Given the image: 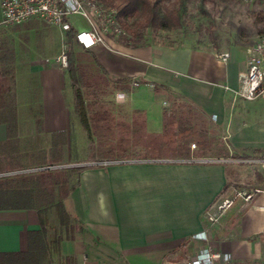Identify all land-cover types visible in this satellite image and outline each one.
Masks as SVG:
<instances>
[{
  "label": "crops",
  "instance_id": "obj_1",
  "mask_svg": "<svg viewBox=\"0 0 264 264\" xmlns=\"http://www.w3.org/2000/svg\"><path fill=\"white\" fill-rule=\"evenodd\" d=\"M71 24L75 31L87 27L78 17ZM64 39L38 20L0 26V109L14 110L0 112V173L62 157L73 126L78 129L66 72L55 61ZM105 41L89 51L110 78L138 82L118 92L147 136L160 137L165 113L177 106L200 114L205 124L229 119L233 129L218 138L216 156H197L214 161L151 159L81 171L63 198L77 229L61 241L59 255L51 250L42 264L63 258L72 264H185L206 245L229 255V264H264V163L240 161L264 159V98L235 96L248 48L243 57L230 49L222 61L221 52L188 45ZM238 185L261 193L248 203L234 200L215 222H206V211ZM39 229L35 209L0 210V253L26 251L29 232ZM202 231L208 243L196 238Z\"/></svg>",
  "mask_w": 264,
  "mask_h": 264
},
{
  "label": "rangeland",
  "instance_id": "obj_2",
  "mask_svg": "<svg viewBox=\"0 0 264 264\" xmlns=\"http://www.w3.org/2000/svg\"><path fill=\"white\" fill-rule=\"evenodd\" d=\"M259 9L260 7L247 5L241 0H229L225 3L218 0H205L203 5L198 1H190L186 3V8L182 12L181 26L179 28L170 31L146 28L140 30L143 34L142 41H133V38L128 33V37L124 40L120 39L119 43L126 46L145 43L163 44L166 46L188 45L194 48L221 52V54L231 49L238 52L236 54L237 57H243L244 48L252 46L264 36V34L260 33L262 25L256 20L257 10ZM125 24L130 25L131 20L127 23L125 22ZM83 29H86V27ZM63 43L67 53L69 47L65 42ZM235 47L241 49L236 50ZM66 67L62 68L64 72H66ZM83 78L85 83L77 81L74 85L67 76L66 94L76 115L74 110V90L72 87L74 86L73 88H77L83 93L87 104L86 109L89 117H91L92 129L97 141L87 136L85 129L78 121V132L74 130L75 127L73 126L72 139L69 142H65L66 145L64 146L62 157H59L57 161L53 157L43 164H31L29 166L31 167L29 169L58 166L49 170L63 171L62 174L67 179L68 191L78 183L81 171L106 169L108 166L90 164L100 160L118 161L119 163L117 164H133L137 163L135 161L140 160L168 159L176 161L197 158V154L190 153V150L194 149L198 152L200 147L196 139L199 140L202 137L207 138L210 142L213 141L210 144L213 146V151L210 155L214 157L216 156V147H222L220 145L222 142L218 141V138L223 135L227 136V132L231 133V129H233L229 128L230 124H226L229 119L217 125L216 119L212 118L208 124H205V118L200 114L195 115L194 113L191 116V125L186 124L188 129H192L191 131L187 130L181 133L177 126L172 127L173 130L165 132L162 137L152 138L144 133L141 120L131 116L124 108V105L121 104L120 101L124 98H116L118 91L113 90L111 85L106 86L104 84L102 76H97V74L91 73L89 69H85ZM181 110L186 111L183 107L173 109L175 115L170 120L178 122V114ZM228 115L232 118L230 112ZM233 124L235 125V122ZM110 139L114 140L110 142ZM192 144L195 145L194 148L191 147ZM223 146L225 147V144ZM112 147H115V149ZM102 150L106 152L102 153ZM8 161L6 164L9 165L10 159ZM4 177H10V174L0 173V179H4ZM216 208L217 206L214 207L215 210ZM214 209L207 210L206 214H204L206 222H209L208 213H214ZM48 220L50 222V235L59 234L63 236L65 233L64 228L59 225L58 218L53 210L50 211ZM53 262L57 264L56 259Z\"/></svg>",
  "mask_w": 264,
  "mask_h": 264
},
{
  "label": "trees",
  "instance_id": "obj_3",
  "mask_svg": "<svg viewBox=\"0 0 264 264\" xmlns=\"http://www.w3.org/2000/svg\"><path fill=\"white\" fill-rule=\"evenodd\" d=\"M95 1L116 9L118 22L125 32L121 39H126L130 34V37L133 38V41L139 42L143 40V34L140 32V30L152 28L154 30L170 31L179 28L181 26L182 12L186 8V3L190 1H198L201 5H203L205 0ZM218 1L225 3L229 0ZM129 20H131V24L126 25L125 22L127 23ZM256 20L262 25L260 33L264 34V9L257 10ZM75 34L76 31L71 28L65 33L64 39V42L69 47L66 53V74L70 81L74 83V85L77 81L85 83L83 76L85 75V69H89L91 73H95L97 76H102L106 86L111 85L113 90L127 92L130 81L124 78L113 79L107 76L103 69L96 62L89 49L80 47L75 41ZM151 86L154 89L158 88L155 85ZM73 87L75 113L79 119V122L85 129L87 136L97 141L92 129L91 117H89L88 111L86 109L87 104L84 95L79 89ZM176 108L180 107L177 106ZM7 111L13 112L14 110L6 108L0 109V112ZM174 115L175 114L173 110L168 114L165 113L164 129L162 135H165V132L173 130L172 127L177 126V129H179L181 133L187 130H192L188 129L186 126V124L191 125L192 123L191 116L194 115L192 111L188 109H186V111L181 110L178 114V122L170 120L174 117ZM135 118L139 119L138 117ZM141 125L144 131L142 121ZM113 140L114 139H110V142ZM196 142L200 147L199 151L196 152L197 156L209 155L212 153L213 146L210 144L213 141L210 142L207 138L202 137V139H196ZM112 148L115 149V147ZM105 152L106 151L102 150V153ZM124 152L126 151L124 150ZM58 159L59 157L54 158L56 161ZM25 168L15 169L21 170ZM8 170L10 171V168ZM62 172V170L51 171L47 169L38 172L14 174L10 177H4V179H0V210L35 209L38 213L40 225V229L38 231L29 232L28 246L26 251L0 253V264H42L51 250L53 252L55 251L59 255L61 241L64 238H70L71 233L77 229V222L72 218L63 204V198L67 195L68 189L66 176L62 174ZM240 187L253 189L246 186H237V188ZM52 210L56 213L59 225L64 228L65 233L63 236L59 234L51 236L49 233L48 215ZM59 264H72V261L69 258H63Z\"/></svg>",
  "mask_w": 264,
  "mask_h": 264
},
{
  "label": "built area",
  "instance_id": "obj_4",
  "mask_svg": "<svg viewBox=\"0 0 264 264\" xmlns=\"http://www.w3.org/2000/svg\"><path fill=\"white\" fill-rule=\"evenodd\" d=\"M250 6H258L264 9V0H241ZM0 26L8 27L24 24L30 20L58 28L62 33H66L72 28L71 18L78 17L86 24V29L76 30L75 41L80 47L90 49L96 44H105L107 38L113 39L116 43L124 36V29L118 22L117 11L114 7L105 6L95 0H1ZM229 57L227 52L219 55L222 61ZM60 67L67 66V54L64 43L60 53L55 58ZM138 82L133 80L130 89L136 88ZM235 96L244 101H254L264 98V36L247 49L246 68L239 75V86L235 91ZM125 94L116 93V98L122 99ZM195 147L194 144L191 145ZM183 162H208L214 160H204L200 158H189L181 160ZM241 162L264 163V159L240 160ZM119 163L113 160H100L92 162L91 165L109 166ZM41 167L36 169H23L15 174L38 172L57 168ZM10 174V172H9ZM14 174V173H12ZM10 174V175H12ZM261 193L260 189H246L243 187L234 188L231 196L223 199L217 205L214 213H208V221L213 223L224 210L232 205L234 200L241 199L244 202H251L253 197ZM196 238L208 243L209 237L205 231L196 235ZM230 257L227 254L214 251L209 245L203 247L195 256L188 259L185 264H229Z\"/></svg>",
  "mask_w": 264,
  "mask_h": 264
}]
</instances>
